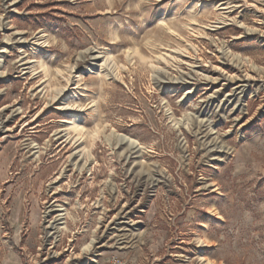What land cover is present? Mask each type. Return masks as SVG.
<instances>
[{"label": "rangeland", "instance_id": "1", "mask_svg": "<svg viewBox=\"0 0 264 264\" xmlns=\"http://www.w3.org/2000/svg\"><path fill=\"white\" fill-rule=\"evenodd\" d=\"M3 18L0 264H236V248L264 264V0H0ZM88 49L110 51L109 77ZM71 67L100 130L83 168L55 98Z\"/></svg>", "mask_w": 264, "mask_h": 264}, {"label": "bare ground", "instance_id": "2", "mask_svg": "<svg viewBox=\"0 0 264 264\" xmlns=\"http://www.w3.org/2000/svg\"><path fill=\"white\" fill-rule=\"evenodd\" d=\"M16 1V0H14ZM14 3V2H13ZM4 8V7H3ZM8 8V7H7ZM15 8V7H13ZM226 8V7H225ZM223 9V8H222ZM16 10V9H15ZM104 12V11H103ZM4 19V18H3ZM223 20V19H222ZM13 22V21H12ZM6 28H8V24L6 23V20H2L0 21V30H5ZM45 31V30H44ZM16 34H21L20 36V40L21 42L26 45L29 40L27 39V37H25V32L24 31H16ZM9 35V34H8ZM50 35L44 33L43 31H39L35 34L34 36V41L32 42V44L35 45H44V46H49L50 44ZM9 37V36H8ZM5 40V39H4ZM19 40V41H20ZM6 42V41H5ZM10 43V42H9ZM14 43V41L12 42ZM32 47V46H31ZM36 47V46H35ZM1 56H0V66L4 64L5 62V58H6V53L8 52V47H6V44L1 46ZM23 48V47H22ZM21 48V49H22ZM11 49V48H10ZM99 50V49H98ZM98 50H91L88 49L87 52L88 54L90 53V56L93 60V63L96 62L97 64H95V67L100 68L102 71L105 72L106 76H110L109 71L106 72V69L108 68V66H110V64L112 63V55L110 53L109 50L105 49L103 51H98ZM28 54V53H27ZM25 53L24 57L21 58V61L23 62L22 65H29V66H25L24 69H30L32 71H35L40 65V67L42 69L40 70H48L47 67L45 65V63H43L41 60H38L37 58H30L28 57ZM35 57V56H34ZM20 60V59H19ZM20 66V65H19ZM77 67V66H76ZM76 67H71L69 69V76L67 78H65L66 83L64 84V86L56 88L55 92H56V96L55 98L58 99L60 101V108L62 110H64L65 112H67V114H71L73 119L71 121H66L64 120L67 124L66 127L62 128L60 131L62 132L63 135L67 136V139H70V141L73 140V142L76 144V150L74 152H72V162L74 165L79 166L80 168H83L86 165L85 162V154L86 153H90L89 147L87 145V142L85 141V135L88 136L87 133V128H85V126L82 124V120H81V115L82 113H84L87 108L80 102L76 101L78 95L81 93L78 91L79 86L77 84L78 80H80V78H82V74L85 72L83 70V72L78 73L79 71L76 70ZM93 68H90V70L88 71H92ZM65 70V69H64ZM38 71V70H36ZM67 71V70H66ZM3 72V71H2ZM56 72V70H55ZM57 72L63 74L62 70H59L57 68ZM93 72V71H92ZM67 73V72H66ZM68 74V73H67ZM5 75V74H3ZM46 76H48L49 74H45ZM62 76V75H61ZM210 76V75H209ZM208 76V77H209ZM214 79V78H213ZM254 79V78H253ZM231 80V79H230ZM211 81V80H210ZM213 81V80H212ZM245 83V82H244ZM251 83V82H250ZM77 84V85H76ZM159 89H163V90H168V87L165 88L162 84H159ZM246 84H242L240 86H238V89L240 90L239 92H244L246 90ZM172 89V88H171ZM261 89V88H260ZM1 92V91H0ZM238 92V91H237ZM248 93V92H247ZM242 95V94H240ZM54 98V97H53ZM55 100V99H54ZM57 100V101H58ZM237 100V99H236ZM230 101V100H229ZM233 102V101H232ZM239 102V101H238ZM237 102V103H238ZM237 105V104H236ZM7 107V106H6ZM222 107V106H221ZM243 108V107H242ZM5 109V108H4ZM233 109V108H232ZM235 110V109H234ZM3 111V110H2ZM240 113V112H239ZM243 114V113H242ZM8 117V116H7ZM83 117V116H82ZM234 119V118H233ZM200 120V119H199ZM180 121V120H179ZM203 121V120H202ZM203 123V122H202ZM201 124V123H200ZM244 125V124H243ZM1 126V125H0ZM97 127V126H96ZM8 128V127H7ZM87 129V130H86ZM8 130V129H7ZM4 131V130H3ZM90 130H88L89 132ZM92 131V130H91ZM100 132L99 127H97L94 131L91 132V135L93 139H95L96 137H98V133ZM75 133V134H73ZM114 133V132H113ZM118 142L123 143V144H127L131 150H133V152H138L141 151L144 146L141 145V143L133 138L130 135L127 134H122V133H114ZM111 135V134H110ZM205 136V135H204ZM61 137V136H60ZM203 137V136H202ZM114 138V137H113ZM28 143V142H27ZM205 143V142H204ZM211 144V143H210ZM119 145V143H118ZM36 146V145H35ZM28 147V146H27ZM223 148V147H222ZM129 149V148H128ZM226 149V146H225ZM38 150V149H37ZM229 148H227L225 150L226 153H228ZM143 152V151H142ZM85 157V158H84ZM134 157V156H133ZM220 158V157H219ZM224 159V158H223ZM220 159V160H223ZM214 161V160H213ZM71 162V161H70ZM88 164V163H87ZM73 165V166H74ZM75 167V166H74ZM79 169V168H78ZM63 175V174H62ZM61 176V174H60ZM63 177V176H62ZM60 178V177H59ZM58 178V179H59ZM57 181V180H56ZM205 187V186H204ZM53 203V202H52ZM68 203V202H67ZM51 205V204H50ZM57 211L58 213L56 214V219L55 220H51L50 222V226L52 228H56V225L62 224L63 222H59L56 223L59 220H62L63 218H65L64 216L67 215V211H66V207L60 206V205H52L51 208L49 210H47L48 215H50L51 212ZM71 212V211H70ZM46 214V213H45ZM71 214V213H70ZM55 216V215H54ZM51 218V217H50ZM53 218V217H52ZM51 218V219H52ZM123 220V219H122ZM72 221V220H71ZM54 222V223H53ZM138 222V221H137ZM66 223V222H65ZM134 223V222H133ZM128 225V224H127ZM47 226V225H46ZM65 226V225H64ZM67 226V225H66ZM61 228V225H60ZM135 228V227H134ZM59 229V228H58ZM66 229V228H65ZM50 232V231H49ZM61 232V231H60ZM69 232V231H68ZM49 234V233H48ZM114 234V233H113ZM112 234V235H113ZM58 236V235H57ZM104 243V242H103ZM118 245V244H117ZM89 245H87L86 247H88ZM62 253V252H61ZM93 258V257H92ZM209 261V260H208ZM206 264H211L210 262H208ZM206 262V261H205ZM75 263V262H74ZM87 263V262H86ZM77 264V263H76ZM83 264V263H82ZM88 264V263H87Z\"/></svg>", "mask_w": 264, "mask_h": 264}, {"label": "clouds", "instance_id": "3", "mask_svg": "<svg viewBox=\"0 0 264 264\" xmlns=\"http://www.w3.org/2000/svg\"><path fill=\"white\" fill-rule=\"evenodd\" d=\"M227 256H230L236 264H239L240 261H245L246 264H253L254 257L250 251L243 248H236L226 253Z\"/></svg>", "mask_w": 264, "mask_h": 264}]
</instances>
